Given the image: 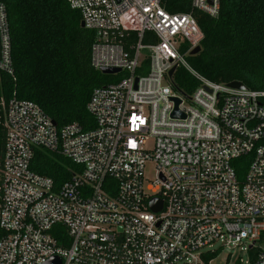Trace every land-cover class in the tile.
Wrapping results in <instances>:
<instances>
[{
  "label": "built area",
  "instance_id": "1",
  "mask_svg": "<svg viewBox=\"0 0 264 264\" xmlns=\"http://www.w3.org/2000/svg\"><path fill=\"white\" fill-rule=\"evenodd\" d=\"M66 2L94 32L91 66L118 68L109 75L120 77L93 88L89 130L57 128L30 100L0 99V264H211L222 246L245 252L237 264H264V91L195 71L186 57L202 32L191 13L169 11L166 0ZM190 6L218 13V0ZM10 48L0 2V71L13 77ZM177 68L197 81L191 93L175 85ZM171 97L182 117L171 116ZM36 147L80 172L55 188L30 169ZM243 155L249 161L238 178L231 162Z\"/></svg>",
  "mask_w": 264,
  "mask_h": 264
},
{
  "label": "trees",
  "instance_id": "2",
  "mask_svg": "<svg viewBox=\"0 0 264 264\" xmlns=\"http://www.w3.org/2000/svg\"><path fill=\"white\" fill-rule=\"evenodd\" d=\"M7 13L14 75L0 71V99L13 95L38 104L57 128L78 123L94 127L86 103L95 87L115 82L90 63L94 32L80 25V13L66 0H0ZM173 12H189L202 32L199 51L187 55L190 66L216 83L240 81L247 89L264 91V0H218L215 17L191 9L190 0H166ZM147 36V33H146ZM183 51L187 46L183 45ZM186 94L197 81L183 69L173 74ZM4 110L0 106V162L4 145ZM248 155L232 160L238 178ZM30 169L52 179L58 188L81 167L56 151L36 147ZM214 255L207 254L209 258Z\"/></svg>",
  "mask_w": 264,
  "mask_h": 264
},
{
  "label": "rangeland",
  "instance_id": "3",
  "mask_svg": "<svg viewBox=\"0 0 264 264\" xmlns=\"http://www.w3.org/2000/svg\"><path fill=\"white\" fill-rule=\"evenodd\" d=\"M143 177L147 183H150L154 177V164L152 162H147L144 167ZM219 244L213 245L214 249H217ZM238 259L244 261L246 259V254L244 251H239L238 248H232L231 246L219 247L213 257L211 264H237ZM243 264V263H241Z\"/></svg>",
  "mask_w": 264,
  "mask_h": 264
},
{
  "label": "water",
  "instance_id": "4",
  "mask_svg": "<svg viewBox=\"0 0 264 264\" xmlns=\"http://www.w3.org/2000/svg\"><path fill=\"white\" fill-rule=\"evenodd\" d=\"M80 25L83 27V22H80ZM200 47L199 46H196L194 47L191 51H190V54H195L199 51ZM174 68H171L168 72V75L170 76L173 72ZM119 71L118 68H101L100 69V72L101 73H104V74H111V73H114V72H117ZM228 85L230 87H233V88H239V89H245L246 87L240 82V81H232V82H229ZM171 99L173 100L174 102V108L171 112V116L172 117H182V113H180L178 110H177V105L179 104L180 100L179 98L177 97H171ZM52 123L55 125V123L52 121ZM150 207L152 208V210H155V211H158L160 208H161V201L158 200V199H153L151 202H150ZM46 264H59L58 260H55V259H49L48 262Z\"/></svg>",
  "mask_w": 264,
  "mask_h": 264
}]
</instances>
